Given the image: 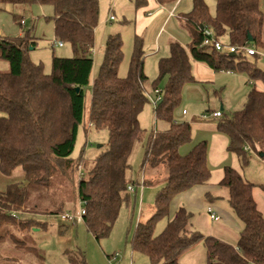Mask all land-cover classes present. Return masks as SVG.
Segmentation results:
<instances>
[{
	"label": "trees",
	"instance_id": "obj_1",
	"mask_svg": "<svg viewBox=\"0 0 264 264\" xmlns=\"http://www.w3.org/2000/svg\"><path fill=\"white\" fill-rule=\"evenodd\" d=\"M131 1L137 8L148 4V0ZM157 2L168 5L178 0ZM0 4L51 6L56 39L70 44L74 52L72 57L53 56L52 71L46 74L43 65L30 59L29 51L36 42L29 34L0 38V59L10 66L9 72L0 73V173L9 179L0 192V228L17 223L25 231L42 225L34 219L17 220L15 214L27 208L31 189L50 188L59 174L74 183V174L84 161V149L78 156L74 151L81 128L85 130L86 88L91 85L89 123L108 132V146L93 167L80 174L77 190L85 209L83 222L95 239L100 241L112 232L122 205L131 201L129 186H153L163 180L153 214L145 222L139 221L134 231V253L145 255L150 264H181L185 253L202 244L208 254L206 264H264V214L253 196L257 185L230 165L224 166L220 186L226 189L229 206L243 224L236 247L194 228V213L185 206L171 216L177 195L207 185L212 177L207 141L181 153L192 141V125L178 121L175 114L185 86L197 83L193 62L215 72L247 76L252 87L243 108L228 114L218 111L221 117L216 129L227 137V150L238 157L242 171L249 165L251 153L263 154L264 159V90L257 88L258 82L264 85V70L247 59H259V52L264 50L260 0H216L215 15L205 0H192L190 12L178 14L191 42L187 48L171 42L169 56L159 60L158 80L166 78L167 83L163 89H159L158 80L152 84L154 98L160 96L154 106V120L167 128H156L146 138L139 181L130 179L128 171L135 144L142 140L139 116L149 102L143 39L135 37L128 74L121 77L123 40L120 34L110 35L99 74L93 78L91 54L100 20V0H0ZM22 20L19 24L25 26ZM202 27L212 28L219 40L228 35L231 46L253 47L257 54L240 51L232 57L204 47ZM156 90L160 92L156 94ZM213 113L206 114L209 118ZM84 166L87 168L86 163ZM17 169L24 177L10 180ZM258 187L264 191V184ZM213 197L212 193L205 195L209 201ZM57 212L65 213L61 209ZM165 219L166 227L157 235L156 227ZM20 244L26 253L43 260L35 246ZM68 257L69 264H86L82 253Z\"/></svg>",
	"mask_w": 264,
	"mask_h": 264
},
{
	"label": "rangeland",
	"instance_id": "obj_2",
	"mask_svg": "<svg viewBox=\"0 0 264 264\" xmlns=\"http://www.w3.org/2000/svg\"><path fill=\"white\" fill-rule=\"evenodd\" d=\"M205 2L211 14L215 15L216 0H205ZM110 4L100 12V20L106 18V21L103 22L104 33L102 37L104 38L102 39L100 35L97 37L95 32V45L91 54L94 60L95 77L99 74L105 53V44L110 35L120 34L123 40L124 57L119 69L121 77H126L128 74L135 37L142 38L144 42L145 72L149 78L146 86L149 102L139 116L143 135L142 140L135 144L128 171L130 179L139 181L142 176L146 138L156 128L162 131L163 127L161 125L165 124L154 120L152 84L159 78L158 63L161 57L165 58L170 54L169 45L171 41H177L184 47H188L190 44V33L183 22L179 20L178 14L190 12L192 0H182L175 17L165 25L166 32L161 31L159 36H157L160 29L158 27L159 21L165 14H168V9L159 7L163 10L161 15L153 22L147 23L145 18H149L156 11L155 9L146 11L149 2L141 8H137L131 0H123V4L119 8L111 7ZM260 5L264 12V0H260ZM53 15L54 12L51 6L0 4V38L15 39L23 34H29L36 42L35 48H31L29 51L30 59L35 64L43 65L46 74H50L52 71L53 56L72 57L74 55L72 46L68 43H64V47H53L54 41L57 40L52 19ZM110 15H114L116 19L109 21ZM21 19L25 21V26L19 24ZM101 24L100 22V26H102ZM169 33L175 35V40L170 39ZM220 41L224 45H229L228 35L222 37ZM259 55V59L254 56H247V59L256 62L264 70V50L260 51ZM9 71V63L4 59H0V73ZM166 83V78L158 80L159 89H163ZM216 90L219 91V88L215 89L210 84L195 83L185 86L182 101L175 116L178 121L192 123V141L181 149V153H188L198 142L208 141L209 130L214 131L218 119L209 117V121L203 122L198 117L208 113V109L220 111L221 104L218 98H215ZM226 93L229 94V92ZM90 102L91 85L86 88L85 130L81 128L74 151V156H78L81 149H84V161L74 174V183L68 181L64 175L59 174L50 188L34 187L31 189L27 208L15 214L18 217L17 220L34 219L42 225L25 231L20 230L17 223H9L0 228V264H69V254L77 255L78 253L84 255L86 264H108L109 255L117 256L113 260V264H150L145 255L133 252L131 243L138 222H145L153 214L155 197L164 187L162 185L163 180L159 183L155 182L153 186H140L136 202L135 194H130L131 201L122 205L112 232L107 238L100 241L96 240L87 230L84 222L75 225L70 224L63 221L61 214L57 212L61 209L64 212L76 214L81 210L82 204L77 190L80 174L87 173L108 146V132L104 129L97 130L89 123ZM238 107L237 109H242V106ZM183 109L188 111V115L185 117L182 115ZM224 113L228 114V111L225 110ZM85 163L87 168L84 166ZM245 172L248 175L247 177L255 183L264 184V160L253 157ZM258 190V199L261 205L264 191L261 188H258ZM197 214L198 212L195 213V215ZM166 224V219L159 222L156 227L157 235L164 230ZM22 242L39 249L43 260L35 254L26 253L25 249L21 247L20 243Z\"/></svg>",
	"mask_w": 264,
	"mask_h": 264
},
{
	"label": "crops",
	"instance_id": "obj_3",
	"mask_svg": "<svg viewBox=\"0 0 264 264\" xmlns=\"http://www.w3.org/2000/svg\"><path fill=\"white\" fill-rule=\"evenodd\" d=\"M148 2L149 5L146 11H150L151 9H155L156 11L149 18H145L147 23L153 22L158 16L161 15L163 10L159 9V7L168 9V14H165V16L162 17L159 21L158 27L160 29L157 34V36H159L161 31L164 30V33L166 32L165 25L169 20L175 17V14L177 13V9L179 8L178 6H180L182 0H178L176 4H168V5H161L157 2V0H148ZM109 3H111L110 4L111 7L114 6L119 8L123 4V0H110V1L100 0V12H102V9H104ZM110 10L112 12V8ZM113 12L115 13V11ZM149 14H151V12H149ZM105 21L106 18L102 21L99 20V26L95 30L97 37H99L100 35L102 39L104 38L102 36L104 33L103 22ZM100 22L102 23L101 24L102 26H100ZM169 36L170 39H174L175 35L169 33ZM159 50L161 51V48ZM192 72L195 79L197 80V83L210 84L211 86L215 87V89L219 88V91L216 90L215 92V96H216L215 98H218V101L221 104L220 112L224 113V111L227 110L228 113H231L234 112L235 110L236 111L239 110L237 109L238 106H242L241 108H243L246 101V96L252 87V84H250L246 75L239 73L223 72V71L215 72L213 69L209 68L208 66L198 62L192 63ZM93 77H95L94 70H93ZM257 88L260 90H264V85L261 82H258ZM226 92H229V94H227ZM184 111H186L187 113L183 114ZM218 111L219 110H210V109L207 110L208 113H213ZM182 115L183 117L187 116L188 111L186 109H183ZM198 118H200L201 121L203 122L209 121L210 118L214 119V117H210L206 120L203 119V117H198ZM206 125L208 124L206 123ZM216 125L217 123L214 126V131L209 130L210 135L207 141L209 144V164L212 170L211 180L207 185L199 186L177 195L172 202L171 216H173V214L178 209V207L185 206L194 213V218H193L194 228L201 231L206 236H213L219 240H222L236 247L240 232L243 229V224L233 214L229 206L227 200L228 197L227 191L220 186V181L224 176V166L230 165L236 170L242 172L245 178L249 182L257 185L253 190V196L258 204L259 210L263 214H264V198L262 199L260 205L258 199V192H259L258 185L260 184L255 183L252 179L247 177L248 175L246 174L245 171L248 168V166L244 169V171H242L238 157L235 156L234 154L229 153V151L227 150L229 145V141L227 137L217 132ZM161 127H163L162 129L163 131L167 128V125L164 124L161 125ZM253 157H257L258 159L264 160L262 155L259 153L258 154L251 153L250 160ZM23 177H24L23 171L21 169H17L13 174V176L10 178V180L13 179L21 180ZM8 180L9 179L4 178L0 173V192H2L6 188ZM136 189H138V187H136ZM207 193H212L214 195L213 200L209 201L205 198V195ZM132 194H135V202H136L138 197V192L137 193L133 192ZM210 208L220 217L219 221L214 222L211 220L209 215ZM196 212H198L197 215H195ZM108 257L111 258L112 256L109 255ZM207 260H208L207 250L204 248L202 244H199L190 251H188L187 253H185L181 257L180 263L206 264Z\"/></svg>",
	"mask_w": 264,
	"mask_h": 264
},
{
	"label": "built area",
	"instance_id": "obj_4",
	"mask_svg": "<svg viewBox=\"0 0 264 264\" xmlns=\"http://www.w3.org/2000/svg\"><path fill=\"white\" fill-rule=\"evenodd\" d=\"M116 18L114 15H110L109 16V21H114ZM22 24L24 25L25 24V21L22 20ZM203 31H204V34H205V39L203 41V46L204 47H208V48H211V49H215L216 51H219V52H223V53H227V54H238L240 51H244L247 55H255L257 54V50L253 47H237V46H231V45H224L223 43H221V41L219 39H217L216 35H215V32L212 28L210 27H204L203 28ZM64 47V42L63 41H54V44H53V47ZM160 91L159 90H156L155 93H159ZM160 100V96L154 98L152 101H153V104L154 106L157 105L158 101ZM187 112L184 111L183 114H186ZM203 119H208V115L207 114H204L203 116ZM211 117H214V118H219L221 117V113L220 112H215L213 114H211ZM128 190L130 192H135V187L134 186H129ZM85 214V209L84 207L82 206L81 210L76 213V214H73V213H70V212H65L63 214H61V219L63 221H66L70 224H78L80 222H83V216ZM209 215H210V218L212 221L214 222H217L219 221L220 217L210 208L209 209ZM116 255L113 257V259L109 260V264H113V260L116 259Z\"/></svg>",
	"mask_w": 264,
	"mask_h": 264
},
{
	"label": "water",
	"instance_id": "obj_5",
	"mask_svg": "<svg viewBox=\"0 0 264 264\" xmlns=\"http://www.w3.org/2000/svg\"><path fill=\"white\" fill-rule=\"evenodd\" d=\"M204 27H202V29H203ZM248 40H249V42H252L253 41V39L251 38V36H249V38H248ZM230 56H235V54H230ZM76 91L78 92L79 91V88H76ZM262 156H263V154H261Z\"/></svg>",
	"mask_w": 264,
	"mask_h": 264
}]
</instances>
